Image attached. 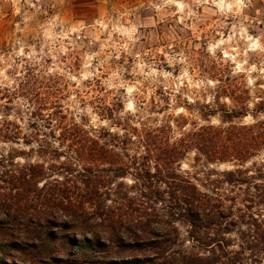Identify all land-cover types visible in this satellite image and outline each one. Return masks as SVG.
<instances>
[{
	"label": "rangeland",
	"instance_id": "rangeland-1",
	"mask_svg": "<svg viewBox=\"0 0 264 264\" xmlns=\"http://www.w3.org/2000/svg\"><path fill=\"white\" fill-rule=\"evenodd\" d=\"M39 100L43 113L60 109L63 117L36 134L29 112ZM232 110L239 116L227 117ZM7 122L20 125L16 137L7 133ZM63 124L71 128L70 140L86 131L109 143L110 163L80 160L79 144L64 138ZM201 126H210L213 137L221 133L207 149L228 156L208 161L194 143L178 165L200 192L222 204L228 215L222 226L192 229L162 205L143 218L160 220L163 233L160 226L170 222L172 249L204 258L200 264L215 258L264 264V0H0V264H114L121 255L145 253L130 242L119 253L105 238L85 247L72 230L66 232L74 234L71 244L37 239L43 226L22 219L17 201H37L58 182L82 188L96 166L104 169L100 192L135 197L131 175L106 169L116 168L125 152H142L143 139L152 147L186 136L196 141ZM224 170L231 171L230 182ZM14 176L31 192L11 197ZM161 188L165 198L173 191ZM190 234L223 244L205 247ZM156 240L164 239L150 241Z\"/></svg>",
	"mask_w": 264,
	"mask_h": 264
},
{
	"label": "trees",
	"instance_id": "trees-1",
	"mask_svg": "<svg viewBox=\"0 0 264 264\" xmlns=\"http://www.w3.org/2000/svg\"><path fill=\"white\" fill-rule=\"evenodd\" d=\"M39 103H41L40 100L38 105H34L33 110L29 112L30 116H32V130L36 134H39L42 130L41 127L44 128L43 126L51 129L54 126L53 120L63 117L60 109L48 112L47 114L43 113L41 105L44 106L45 103ZM238 113L235 110L225 112L227 117L239 116ZM7 123L9 124V126H6L7 133H10L12 137H16L19 133L20 125L16 122ZM59 123H62L61 120ZM63 125L65 127L63 136L66 140H70L67 135H70L69 130L71 128H66V125ZM210 129V126H201L197 133L198 138L196 141L186 136L180 138L179 142L173 143L172 145L167 142L153 147L145 142V139H143V144L142 137L140 136L139 140L140 143L142 142V152H136L133 155L125 152L123 157L119 156L116 168L106 169L107 171L118 173L117 176L126 177V175H131L134 182L131 188H136L139 192L135 197L129 198L126 192L122 193L120 191L119 193L122 194L116 197L117 200L111 199L108 196L110 195L108 194L109 190L100 192L99 188L104 184V178L100 177V174L104 169L96 166L95 170L93 172L91 171L85 180H81L83 184L82 188H77L75 185H64L62 182H58L48 188L37 201L30 196L28 198H24L23 196L25 201L22 203L21 199L17 201L16 211L21 212L22 219L27 221L35 220V224H38L39 227L43 226L44 229H37V239H42L44 236L51 241L60 240L66 244H71L70 239H74V234L69 238L66 232L72 230L81 236L80 242L85 247H93L95 244L101 245L100 240L103 241L105 238L108 243H112L116 249H119V253L120 251H126L128 247L130 248V244L136 251L145 249V253L139 252L134 257L130 256L129 258V256L124 257V255H121L120 257H123L122 261L119 263L115 262L114 264H142L144 259L151 263L161 261L162 264H200L204 258H195L188 252H176L172 249L171 245H174L175 242L170 238L172 232H176V228L171 226L170 222H167L165 227L160 226L165 231L163 233L157 227L160 220L152 219V217L143 218V214L147 211H157L156 207L162 205V209L176 211L179 215V220L188 224L192 229H216L222 226L225 218L228 216L222 209V204L213 197L200 192L196 185L181 173L180 165H178L182 154L194 143H196V150L202 153L208 161L212 159L221 160L228 156L229 152L227 151L222 152L211 150L210 148L207 149L209 147V141H213L214 138L221 135V133H218L216 137H213L212 135L214 134L210 133ZM71 135L73 134L71 133ZM73 137L70 142L72 144H79L80 152L77 154V157L80 160L110 163L108 159H110L112 154L109 148L106 147L109 146V143L105 141L100 144L98 140L91 137L86 131L83 135ZM118 142H120L122 148H126L125 138L121 139L119 137ZM261 144L264 145V139ZM222 174L225 176L227 182L231 181L230 176L232 173L230 170H224ZM9 183L11 185L9 187V193L12 194L11 197L18 195L20 190L31 192L28 182L23 178L14 176ZM161 185L173 189L168 194V198L164 197L166 191L161 188ZM7 196L10 197L8 194ZM103 198L116 202L118 208L131 211L125 212V214L116 212L118 208L116 206L109 207ZM32 201L36 203V207L40 206L41 209L33 207ZM3 202L8 206L7 214L11 215L9 208L10 201L4 198ZM29 209L32 212H28ZM133 212L137 213L134 220L132 218ZM26 214H29V216L26 217ZM151 214L148 213V215ZM14 215L16 218L20 217L17 213ZM63 217L65 220H62ZM59 219L65 223L58 225V229L57 225L55 226L53 223ZM67 224L68 226H66ZM143 225L148 228L142 227ZM23 228H28V226ZM24 231L26 230L22 229V232ZM190 236L205 247L213 246V244H217L218 246L223 244L220 238H211V242L206 243L199 241L193 234H190ZM151 239L164 240L151 242ZM146 241L150 242V244L145 246L142 242ZM61 245L64 244L62 243ZM144 246L148 247L147 250ZM225 252H228V250ZM174 253L177 255L175 256ZM204 264L228 263L223 259L215 258Z\"/></svg>",
	"mask_w": 264,
	"mask_h": 264
}]
</instances>
